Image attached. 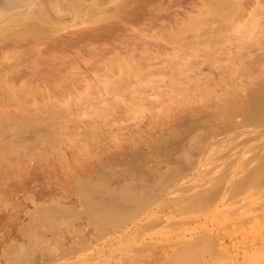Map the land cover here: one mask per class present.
I'll return each mask as SVG.
<instances>
[{
  "label": "bare ground",
  "instance_id": "6f19581e",
  "mask_svg": "<svg viewBox=\"0 0 264 264\" xmlns=\"http://www.w3.org/2000/svg\"><path fill=\"white\" fill-rule=\"evenodd\" d=\"M186 1L9 0L0 9V54H2L1 57L3 56V59L0 58L4 61H2L3 64H0V159L3 162L15 164L28 163L33 170L37 168L35 165L42 159V155L39 160V156L36 153L38 151L39 153L46 151V147L51 145L50 149H53L55 147L53 145H57L54 141L60 139L62 134L65 137L68 134V132H64H66L67 127L65 125L69 123L70 110L81 102L75 101L73 103V101L85 100L84 92L89 97L90 93L95 91L94 87L97 85L95 87L96 94H98V91L100 92L98 88L101 89L103 86L104 90L105 88H110L108 91H114L115 95H117L118 90L123 86L124 79L132 80L126 75L129 76L130 73H133L131 75L136 76L137 72L135 73V71L141 72L143 67L149 66L148 55L143 57L136 54H149V58H153L151 57L150 47L154 43L167 42L170 39V42H176V45L172 42L173 46L178 45L180 47V44L183 45L185 42L187 44L189 42L192 45L191 53L189 54H195L196 58L193 57L190 62H187L185 58L188 65L185 64L186 62L183 63L187 65L186 69L185 66H182L183 70L191 73L185 74L183 78L180 77L182 79L181 82L183 81L184 84H187V87L182 89V91L184 90L185 97L189 103L185 99L184 102L188 104L186 103L187 106H183L186 109L183 108L175 114L174 112L173 114L171 113L173 116L170 117L169 121L166 120V123L163 121L164 124L162 125L158 123V130L156 129L157 127L155 128L152 125L159 134V138H157L159 140H154V144L148 145L147 151H143V148L146 147L144 145L149 143L147 140V143H145L143 139L141 140L137 137L138 139L130 142L127 147H120L121 144L119 145V142L121 140H118L115 142L116 146L113 145L114 143L112 144L115 147L113 149L111 146L113 149L111 151L110 147L104 148L103 144L101 146V142L99 143V139L96 140L97 136L94 135V144L98 142L95 144H98L96 148H99V144L103 147L102 150L101 148L98 150L97 155L99 156L88 165L71 172L66 177V181L70 183V188L67 192L70 197H73V199L69 197L70 201H73L72 204H60L59 207L50 206L47 208L49 212L58 214L61 217L60 219L65 222L85 219L87 222L86 226L92 227L94 231V233L92 232L94 234L92 237L96 239L111 236L115 232L127 231L126 229L129 226L135 228L144 227V223L153 222L154 217L162 211V207L167 202H182L186 199H193L194 202H191V204L195 203L193 206H198V209L200 206L210 204L214 201L215 195L232 166L234 159L232 158V161L229 159L232 156L228 152H231L234 142L241 135H246L241 142H247L250 139L257 141L244 150L245 152L252 151L253 154L252 156L250 154V158L248 159L247 157L246 161L242 159L243 161L241 162L244 165H240L244 166L242 167L244 175L241 174L242 176L238 177L239 181H234V183L237 182L236 184L230 182L229 191L236 193V191H241L250 185L256 188L261 185L262 180L255 183L254 181L255 177L264 168V78L261 77H264V56L253 62L245 58L248 57L247 54H264V47H261L259 39L252 40L253 43L247 40L251 38L254 30L258 29V31H261L259 33L264 31V26L263 30L260 28V26L264 25V0H197L196 6L191 7L189 11L187 9V11L182 10L180 16L175 13L171 14L173 11H168L172 8L171 5H182ZM68 14L72 16L73 20H79L80 24L83 25V29L75 35L57 36V34L66 29L62 21L65 18L64 16ZM154 28H156L154 34H148ZM235 33L239 35V38H237L238 44L232 37L236 36L234 35ZM263 33L262 35H264ZM246 34H249V36L248 38L245 37V39L244 35ZM262 35L261 37L263 38ZM256 36L255 39L258 38ZM153 37L155 40L152 42L145 40ZM231 38L235 43H232L233 40ZM171 39L174 40L171 41ZM25 41H28L29 45L23 50L22 45H24ZM16 47H20L22 51L19 48V54L9 55L8 50ZM75 47H77L74 49L75 52L81 49H87V51L89 49H98V52H113L115 55L109 58L108 61L113 67H111L113 72L116 68V74L114 72L111 75L109 68L104 69V72L109 70L110 78L102 81L104 77V72H102V79L99 76L98 79L102 81L103 85L97 84L98 79L95 77L97 79L95 86H93L94 81L93 83L90 82L93 85L87 83L88 86L84 82L85 87L81 88L83 91L81 92L80 89L78 91L79 95L76 91L75 96L67 97L69 99H64L66 95H63V99L60 97L56 99L53 96H51L53 99L50 96L49 98L51 99H49L47 90L45 93L47 92L48 95L43 92L44 90L40 91V93L43 92L46 95L45 103H40L44 98L42 96V99H40L41 97L39 98V103L32 98L33 102L29 104L28 99H31L30 96L35 98L38 95L39 88L43 89L40 86L45 87V84H49L53 87V83H56V80L62 82L59 76L61 77L62 72L66 70V66H73L75 63L70 65L69 59H67L68 54L65 55V53L73 51L72 49ZM161 47L164 46L161 45ZM47 50L50 53H47ZM42 52L45 55H42ZM199 54L204 56L201 57ZM215 54L225 56L224 61L227 62H222L220 57L215 56ZM227 54L229 56L232 54V56L229 57ZM233 54L241 55L239 58L243 60L238 66L234 65L236 67L233 66L234 63L232 61L238 55H234V57ZM69 55V57H72L71 54ZM194 59L197 60L194 61ZM27 61L32 64L30 69H22L25 66L24 62L27 63ZM199 63L208 66L211 70L208 71L211 73H203V68H198ZM196 64L199 65L195 66ZM108 67H110L109 64ZM70 68L73 69L74 67ZM70 68L66 71H71ZM146 71L147 74L150 72L149 70ZM107 72H105V76L108 75ZM182 72L178 73L180 74L179 76L183 74ZM255 72L257 73L255 74ZM141 74L144 75V73ZM70 75L73 76L74 73H68L67 76L63 75L61 77L63 81H66L61 87L63 89H60L59 86L58 88L54 87L62 91L67 90L68 92L74 86L75 77L78 76L73 78ZM63 77H66L67 80ZM78 80L79 78H77L76 82ZM81 81L83 82V80ZM86 82L89 81L87 80ZM126 83L124 82L123 84ZM220 83H224V87L220 88L222 90L220 95H216L212 92L213 90H209L210 86L215 88ZM54 87L53 89L55 90ZM59 93L61 94V92ZM27 100L28 102H26ZM75 103L77 104L75 105ZM179 106L181 107L182 104ZM95 111H93V115L100 113L96 112L98 114H94ZM103 111L101 110V112ZM252 132H254V135L249 137L248 133L251 134ZM95 134L97 133L95 132ZM152 135L154 134L152 133ZM93 138H91L92 142ZM237 141L239 142V139ZM222 142L224 143L221 144ZM143 143L145 144L143 145ZM94 147L92 148L95 149ZM220 151H225V153L212 158L214 154L216 155ZM205 153L210 154L208 163L211 167L205 173L203 172L204 176L196 182L184 187V181L188 176L195 174L194 170L200 163V156L203 155L202 157L204 158ZM219 160L220 162L217 163ZM240 170L242 171V169ZM36 176H38V173L33 172L27 179L31 181L38 180ZM238 179L236 178L235 180ZM174 184L178 186L173 187L175 186ZM204 184L206 187L198 188ZM232 184L233 186H231ZM65 195L63 196L64 198L66 197ZM156 221L155 223H158V220ZM133 231L131 232L132 234ZM140 233L136 234L134 231L137 236ZM205 234L208 236L209 232L205 231ZM181 235L182 233L180 235L178 233L175 238L183 242L185 237L180 238ZM221 238L219 235V240ZM200 240L201 238H199V242ZM216 241H218L217 238ZM248 242L247 238H241L240 241L233 243L230 248L219 244L221 251H218V246L216 248V245H214L218 252L216 249L215 251L211 250L212 246H209L210 248H206V246L204 248L187 246L188 248L176 250L177 252L170 250L172 254L169 255V252L167 253L165 250L158 248L163 251L161 252V257L165 260V262L163 261L164 263L162 262L163 264H180L183 263V258L187 259L186 264L233 263L231 262L233 255L230 254L231 251L229 250L231 248H241L246 251L245 254L249 255L248 259L247 256L245 258L249 261H246V264H264V248L262 246L259 247L260 245L258 246L256 241L251 244ZM174 243L177 242L174 241ZM142 244H144V247L140 246V250L136 249V252L139 251L138 253L140 254L147 252V246L145 247V245L151 247L154 243L144 241L143 238ZM178 246L180 245L178 244ZM247 247H254V249L249 252L250 250ZM126 249L125 251H128ZM131 252L135 253L134 250H131ZM158 254L160 255V253ZM112 255H109L110 258ZM205 256L209 258L204 260ZM149 264H151V261Z\"/></svg>",
  "mask_w": 264,
  "mask_h": 264
},
{
  "label": "rangeland",
  "instance_id": "374dc122",
  "mask_svg": "<svg viewBox=\"0 0 264 264\" xmlns=\"http://www.w3.org/2000/svg\"><path fill=\"white\" fill-rule=\"evenodd\" d=\"M8 1L9 0H0V9L4 4L8 3ZM190 1L192 2L189 3ZM190 1L187 0L186 2H183L182 5L172 3L175 5H171L172 8H170L168 11L170 12L173 11L171 12V14L175 13L176 15L180 16L182 10L187 9L189 11L191 7H193L195 4L197 5L198 3L197 0H190ZM183 5L185 8L183 7ZM64 17L62 22L66 26V29L64 31H61L59 34H57V36L66 37L68 35H75L83 29V25L80 24L79 20L77 19L73 20L72 16H69V14ZM263 26L264 25H262V27L260 26L262 30H263ZM155 29L156 28L152 29L151 32H149L148 34H154ZM256 30L253 31V35H251V38L247 40L248 42L250 41V43H253L252 40L259 39L258 41L259 42L261 41L260 42L261 47H264V43H263L264 35H262L264 31L262 33H259L261 31H258V29ZM249 34L244 35V38L245 37L248 38ZM234 35L236 36L235 37L232 36V37L234 40H236L235 42L237 43L238 42L237 38H239V35L236 33ZM256 35L258 36V38L255 39ZM261 35L263 36V38L261 37ZM261 38L263 39V41ZM145 40L152 42L155 40V38L154 37L148 39L146 38ZM172 40L174 39H171V41ZM234 40L232 43H235ZM172 42H170L169 39L167 42L160 41L158 44L154 43L150 47L151 57L153 58H149L150 57L149 54H144L145 56L143 54L142 55L136 54L137 56L139 55L143 57H146V55H148L147 59L149 62L148 63L149 66L143 67L142 68L143 70L141 69V72L135 71V73L136 72L138 73V74L136 73V76L131 75L133 73H130L129 76L126 75L127 77L132 78V80L128 78L127 80L125 78L128 82L124 79L123 83L124 82L127 83L126 84L122 83L123 86L118 90L117 95H115L114 91L109 92L108 89L110 88L108 89L105 88L104 90L103 86L102 88L98 86L103 91L97 87L98 90H100V92L97 90L98 94H96L97 92L95 89V87L97 86V85L95 86V84L97 82L98 76L100 79H102L101 76H102V72H104L103 71L104 69L109 68V70L111 71L109 72L108 70V72L111 75L112 73L115 72L116 68L114 69L113 72L112 70L113 67L108 61V59L113 57L115 54L113 52L109 53L107 51L98 52L99 51L98 49H95L96 51L90 50L89 47H93V46L88 47L91 53L89 52V50L87 51V49L76 50V52L79 51L76 53L74 49H76L77 47H75L72 49L73 51H68L69 53L68 52L65 53V55L68 54L67 59H69L70 65H73V63L75 62L73 66H66V70L67 69L69 70L70 67H74V68L73 69L70 68L71 71H66L65 69H63L66 72L63 71L62 72L63 74L61 73L62 74L61 77L63 75L67 76L68 73L69 74L74 73L73 76L70 75L73 78L78 75L77 77H75V81L73 83L75 87L73 86L68 92L67 90L65 91L58 90L57 89L58 86L60 89H63L61 88L62 85H64L63 83H66V81H63L62 78L59 76V79H61L60 81L62 82H58V80H56V83L55 82L53 83V87L54 86L57 87V88L54 87L55 90L49 84L48 85L45 84L44 85L45 87L40 86L43 89L39 88L40 90L38 92V95L35 96V98L34 96H30L31 99H28L29 102L28 100L26 101L29 104H31V102H33L32 100L33 98L36 102L39 103L40 99L44 97L45 99L43 98L40 101V103L43 104L46 101V95H48L47 92H49V95L47 96L48 98L49 96L50 97L53 96L56 97V99L59 97L63 99L65 95L66 96L64 99H66L67 97H73L75 96L74 94H76V91L78 94V91L81 88L83 89L85 87L84 86L85 83L86 86H88L87 83L93 85L90 82L93 83L94 81L93 86H95L94 87L95 91L91 92V90L93 89L89 90L92 93V95L91 93L89 95V97L91 96L90 98L88 97V94L85 95L84 92L85 100L81 99V100L73 101V103L75 101L77 102L81 101V102H79L78 104L75 103V105L77 104L78 106L76 105L74 106V108L72 107L71 109L72 111L70 110L71 114L68 117L69 123L65 125V127L66 126L67 127H66V132L64 133L68 132V134H66V137L64 134H62L61 138L62 137L63 138L61 139L59 137L61 140L57 139V141H54L57 145H53L55 146L53 147V149H50L52 145L50 147L47 146L46 147L47 150L46 151L44 150L45 154L44 151H41L40 153L38 151V153H36L37 156H39L38 159L39 158L41 159V155H42V159L41 160L39 159L40 161L38 162V164L35 165L37 166L36 169L33 170L32 166L29 167L28 163L15 164L5 161L3 162V160L0 159V264H142V263L149 264L150 261L151 264H163L165 260H163L164 258L161 257V252L163 251L160 250H165L167 253L169 252L170 255L172 254L170 250H172V252H177L176 250L179 251L180 249H184L187 246L192 248L194 247L204 248V246H206V248L207 247L210 248L212 246L211 250L213 249L214 251L218 246L217 248L218 251L219 250L221 251L220 245L223 247L226 245L225 247L230 248L233 243L240 241L241 238H245V239L247 238L249 244L256 241L258 244L256 242L255 243L258 246L260 245L259 247L262 246L264 248V168H262L260 174L257 175V177H255L256 179L254 178L255 181L253 180L254 183L258 182L259 180L260 181L262 180L261 185L258 188L250 185L249 187H246L241 191L240 190L236 191V193L229 191L230 182L236 184L237 182L234 183V181H239L238 177L244 175L242 168L244 167L242 166L244 164L243 162H241L243 161L242 159H245L246 161L247 157L249 159L250 154L251 156L253 154L252 151L245 152L244 150L248 146H251L254 143H256L257 141L255 139L254 140L250 139L247 142H241L243 140L242 138H245L246 135H241L239 138H237V140L239 139V142L236 140L234 142L233 149L230 150L231 152H228V154L232 156L229 157V159L231 160L233 158L234 160L232 159L233 160L232 166L230 167V170L228 171V175L225 178L222 186L215 195L214 201H212L210 204L206 206H202V207L200 206L199 209L197 208L198 206H193L195 205V203L191 204V202H194L193 199H188V200L186 199L185 201L182 202L181 201H171L170 203L167 202V204H165L164 207H162V211L159 212L154 217L153 222L149 221L147 224L143 222L144 227L140 226L139 228L138 227L135 228L129 226L128 229H126L127 231L115 232L111 236L105 238H98V239L92 237L94 235L93 234L94 231L92 227L86 226L87 222L85 219H78L74 221L65 222L62 219H60L61 217L58 214L51 213L47 210V208L50 206L59 207L60 204H64V205L72 204L73 201L70 200L73 199V197H70L67 192V190L70 188V183L66 181V177L71 172L88 165L92 160L98 157L99 156L97 155L98 150L100 148L102 150L103 148L101 146L104 145V148L110 147L109 149L111 150L112 147L114 149V147L116 146L115 142L121 140L119 142V145L121 144L120 147L123 146L127 147L130 144V142H132L133 140L134 141L137 140L138 139L137 137H139L141 140L143 139L145 143L149 142L148 144L143 143V145L145 144L144 146H146L143 148V151H147L148 150L147 146L154 144L157 138H159L158 136L159 134L156 131V129L158 130L159 125L164 124V122L166 123L167 122L166 120L169 121L170 117L173 116L172 115L173 112L175 114L183 108L186 109L184 106L185 105L187 106L189 102L188 99L185 97L184 90L182 91V89L186 88L187 84L186 83L184 84L183 81L181 82L182 79H180V77L183 78L185 74L189 73V71L187 72L186 70H183L184 68H182V66L183 67L185 66L186 69V66L188 65L187 62L188 61L190 62L191 59H193V57L196 58V55L194 54L195 55L194 56L193 54H189L191 53V46H192L190 45L189 42L188 44L185 42L183 43V45L179 43L180 47L178 45H177L178 47L175 46L176 42L175 43L173 42L175 44L173 46ZM28 45H29L28 41H25L24 45H22L23 50ZM161 45L164 47H161ZM19 48L20 47H16L15 49L12 50L9 49L8 50L9 55L19 54L21 49ZM43 53L44 52H42V55H45ZM47 53H50L49 50H47ZM69 54H71L72 57H69L70 56ZM1 55L2 54H0V57ZM199 55L201 57L204 56V55L202 56L201 54ZM216 55L220 57V60L222 62L225 63L227 62L224 61L225 56H222L220 54H215V56ZM234 55L235 56L238 55V56L235 57ZM247 55L248 57L245 59H247L250 62L256 61L257 59H261L262 56H264V54H247ZM227 56L229 55L227 54ZM230 56H232V54ZM233 56L235 57V59L233 58L235 61L232 59L233 60L232 62L234 63L233 66L234 65L238 66L239 63L243 61L242 58H239L241 57V55L239 56V54H233ZM1 58H0V64L1 63L3 64L4 62L2 60L3 58L2 59ZM75 58L76 60H74ZM178 58L179 60H177ZM195 60L197 59H194V61ZM225 63L223 64L225 65ZM24 64L25 66H23L22 69L27 68L28 70L32 65L29 61H27V63L24 62ZM108 64L110 67H108ZM198 65L196 64L195 66ZM200 65L198 68H203L202 69L203 73L205 74L207 72L209 73L208 70H210V68L208 66H205V64L204 65L200 64ZM146 70H149L150 74L149 73L147 74ZM181 71H183L182 72L183 76L182 75L179 76L180 74H178L179 72L181 73ZM105 72L107 71L105 70ZM105 72L102 81L110 78L108 72H107L108 75L106 74L107 76H105ZM141 73H144V75H142ZM256 73L257 72H255V74ZM114 74H116V72ZM261 77L264 78L263 76ZM77 78H79L78 82H76ZM64 79L67 80L66 77ZM80 79L83 80V82ZM100 79H98L97 84L100 83L99 85H103L102 81H99ZM85 80L86 81L88 80L89 82H86ZM219 85L215 88H211L212 86H210L209 90L210 91L213 90L212 92H214V94L220 95L222 93V90L220 88L222 86L224 87V83H220ZM82 89L80 90L81 92L83 91ZM46 90L47 92L45 93ZM40 91H43L46 95L43 92L40 93ZM106 91L108 92L106 93ZM59 92H61V94ZM184 100L187 101L188 103L184 102ZM181 104L182 106L184 105L183 107L181 106L182 108L179 106ZM175 107H177L178 109ZM101 110L104 111L101 112ZM93 111H95L94 114L96 112H100L101 114L96 113L98 115H93ZM152 125L155 126V128L157 127V125L158 127L154 129ZM90 126L93 128H91ZM151 127L153 130L151 129ZM85 131L87 135L85 134ZM92 131H94L93 132L94 134L92 133ZM95 132L97 134H95ZM89 133H92L93 135ZM101 133L103 134L102 136ZM152 133L154 135H152ZM248 134L249 137H251V135H254V132ZM94 135L97 136L96 140L99 139L98 142L99 143L101 142V146L99 144V148L97 147L98 149L96 148L98 144L95 145L98 142L94 144L95 141ZM91 138H93V142ZM223 143L224 142H222L221 144ZM112 144L115 146H113ZM92 145H94L95 147ZM92 147H94L95 149H93ZM236 150L237 152L235 153ZM47 151L48 152L51 151L53 152V154H51V152H49L48 154ZM93 151H95L96 153ZM224 153L225 151L217 152L216 155L214 154V157L212 158H215L216 156L222 155ZM202 156L203 155L200 156L201 157L200 163L197 165V167L194 170L195 174L188 176L187 179L184 181L183 183L184 187H188L191 183L196 182L199 178L204 176L205 171L211 167V165L208 163L209 162L208 158L210 154L205 153L204 158ZM219 162L220 160L217 163ZM205 166H209V167H205ZM240 169H242V171ZM33 172L38 173V176H36V178L38 177V180L31 181L27 179L28 177L31 176V173ZM236 178L238 180H235ZM176 184H174L175 186L173 187L178 186ZM233 184L231 186H233ZM203 187H206V185L204 184L198 188L202 189ZM64 195L66 196L65 198L63 197ZM69 197L71 199H69ZM156 220H158V223H155L157 222ZM152 224L155 225L152 226ZM140 228L142 230L144 229V231H142ZM132 230H134L136 234L140 232L141 233L139 234V236H137L134 234V231L133 234L131 233ZM205 231L209 232L208 236L207 234H205ZM178 233L179 235L182 233L180 238L185 237L183 239V242L182 240L175 238L177 237ZM129 235H131L132 237ZM219 235L220 238L222 237L221 240H219ZM211 237H213L212 242H211ZM143 238L144 241L147 242L149 241L154 244H152L151 247L145 245V247L147 246V250H146L147 252H143L141 253L142 254L141 255L140 253H138L139 251L136 252V249L140 250L141 249L139 248L140 246L144 247V244H142ZM187 238L189 241L187 240ZM199 238H201L200 240L201 243L199 242ZM216 238L218 241H216ZM174 241L177 243H174ZM178 244L180 246H178ZM176 245L179 248H177ZM214 245H216L215 246L216 248L214 247ZM160 246L163 248H161ZM128 247H131L133 249ZM149 247L150 249H148ZM158 247L160 248V250ZM169 247L170 249H168ZM125 249L128 251H125ZM248 249L250 250L249 252H252L254 247L253 248L249 247ZM131 250L132 251L134 250L135 253L131 252ZM229 250L231 251L230 254L233 255V259L232 256L230 255L232 259L231 262L233 263L229 262L228 264H246L247 262H249L248 260L245 259L246 256L247 259L249 257L248 254L247 255L245 254L246 252L245 250H242L241 248L240 249L231 248ZM158 253H160V255ZM109 255H112L111 258ZM206 258L209 257L205 256L204 260ZM182 262L183 263L180 264H186L187 259L183 258Z\"/></svg>",
  "mask_w": 264,
  "mask_h": 264
}]
</instances>
